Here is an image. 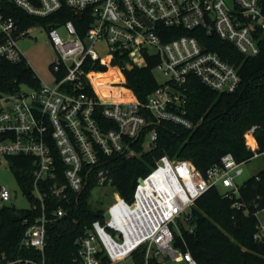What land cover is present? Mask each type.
I'll return each mask as SVG.
<instances>
[{
	"label": "built area",
	"instance_id": "built-area-1",
	"mask_svg": "<svg viewBox=\"0 0 264 264\" xmlns=\"http://www.w3.org/2000/svg\"><path fill=\"white\" fill-rule=\"evenodd\" d=\"M6 1L31 17H56L53 24L39 25L47 30L56 57L50 67L52 83H44L35 73L39 87L23 85L0 93V166L9 163L10 157L33 158L32 200L25 194L31 204L27 210L40 208L41 212L22 247L43 256L36 262L9 259L0 252V264H47V200L54 199L58 205L54 214L64 216L65 206L73 195L82 193L85 174L93 168H98L96 190L107 193L104 221H95L79 239L78 264H104V259L110 264H198L176 244L178 220L212 189L240 196L244 184L237 179L245 167L257 159L264 162V150L254 138L256 127L250 131L255 146L250 144L253 156L248 160L238 161L229 153L203 174L187 160L164 156L138 183L131 202L114 190L110 170L99 167L104 158L124 153L128 140L139 138L149 123L147 114L158 123L193 129L188 115L191 77L221 94L240 88L239 68L207 50L190 32L201 30L205 36L231 43L246 58L257 57L264 33V0H0V71L6 63L31 66L19 42L32 28L23 29L21 19L8 15ZM65 10L86 16L81 27L85 34H80L73 20L61 17ZM180 31L189 34L179 35ZM124 57L129 64L114 65L125 61ZM140 59L144 66L139 65ZM149 59L157 60L154 71L162 72L165 82L142 104L127 88L126 72L129 65L146 67ZM110 69H117L120 77L98 86L106 95L115 89L131 99L99 95L91 75ZM157 141L158 132L153 129L147 148ZM12 198L10 190L1 186L0 200ZM235 207L242 206L236 203ZM259 213L254 239L264 241V219Z\"/></svg>",
	"mask_w": 264,
	"mask_h": 264
},
{
	"label": "trees",
	"instance_id": "trees-1",
	"mask_svg": "<svg viewBox=\"0 0 264 264\" xmlns=\"http://www.w3.org/2000/svg\"><path fill=\"white\" fill-rule=\"evenodd\" d=\"M6 4L8 15L21 19L23 29L56 22L54 16L42 20L25 14L9 1ZM60 15L64 20H73L80 34H85L86 29L81 27L86 16L74 15L67 10ZM181 34L189 33L180 31ZM190 36H197L207 50L238 67L241 86L233 94H221L206 87L196 77H191L188 83V115L194 123L193 129L169 122L158 123L147 114L149 123L139 138L128 140L124 153L104 158L99 168L110 170L114 190L129 202L134 199L139 179L155 170L164 156L171 160H187L194 169L205 174L219 164L226 154H233L238 161L251 158L253 150L249 140L254 127V138L259 149L264 150V33L260 35L261 53L253 58L244 57L231 43L217 36H205L201 30L190 32ZM124 59L115 61L114 65L129 64L127 57ZM156 65L157 60L149 59L146 67H136L132 72H126V86L142 104L148 102V97L159 86L154 71ZM93 82L98 88V84L106 81L101 75ZM23 85L39 87L40 82L32 67L25 62L19 65L4 64L0 71V93L20 90ZM112 91L107 97L99 95L108 99L128 98L120 92L118 96H112ZM153 129L158 132V141L155 146L147 148V137ZM9 165L23 193L32 200L33 158L10 157ZM60 168L63 171L61 164ZM97 172L98 168H93L85 174L84 190L73 195L71 203L65 206L64 216L54 214L58 206L54 199L50 197L47 200L50 206L44 253L47 264H78L79 239L95 221H104L106 202L96 203L93 200ZM236 203L242 207H235ZM263 210L264 169L244 183L239 197H232L217 189L199 197L190 209L187 224L178 220L180 233H176V244L183 252L189 251L198 264H264V241L254 239L258 224L256 213ZM40 212V208L36 211L15 207L0 209L3 221L0 227L1 253H5L9 259L42 260L40 252L22 247L26 232L36 224ZM103 263L110 264L107 259Z\"/></svg>",
	"mask_w": 264,
	"mask_h": 264
},
{
	"label": "rangeland",
	"instance_id": "rangeland-1",
	"mask_svg": "<svg viewBox=\"0 0 264 264\" xmlns=\"http://www.w3.org/2000/svg\"><path fill=\"white\" fill-rule=\"evenodd\" d=\"M60 32H64L63 28H60ZM19 46L22 52L24 53L26 59L30 63L32 69L40 78V80L44 83H52L54 81V74L51 71L50 67L56 57V54L51 43L49 42L47 30L41 26L32 28L29 35L20 40ZM139 65L144 66L145 62L140 59ZM102 76L105 81L120 77L117 69L114 72L111 71L109 73L103 74ZM155 77L158 83L162 84L165 82V78L162 72H160L159 70L155 71ZM94 78H97V75H93L92 80ZM96 89L97 92L102 94L103 96H108V94L106 95L104 93L101 87H96ZM113 90L114 91L111 92L112 96H118L120 91L115 89ZM249 142L252 146H255V142L252 137H250ZM263 169L264 162L261 161V159L253 161L250 165H247L245 167V173L243 176L237 179V183L243 185L250 178L258 175L259 172H261ZM1 186L7 187L10 190V193L12 194L13 198L9 202H3L0 200V209L4 207H15L17 209L27 210L30 208L31 204L26 195L23 193L19 182L15 176V173L10 168L9 163H5L0 166V187ZM106 194L107 193L105 191L97 189L94 192L93 200L96 203H100L102 201L106 202ZM189 212L190 210H188V213L180 218L185 224H187V221L189 219ZM259 218L264 219V210L260 211Z\"/></svg>",
	"mask_w": 264,
	"mask_h": 264
},
{
	"label": "water",
	"instance_id": "water-1",
	"mask_svg": "<svg viewBox=\"0 0 264 264\" xmlns=\"http://www.w3.org/2000/svg\"><path fill=\"white\" fill-rule=\"evenodd\" d=\"M134 69H135V68H134V66H132V65H129V66L127 67V71H129V72H132ZM103 70H105V68H103ZM161 164H162V163H160V165H161ZM142 181H143V178L139 179V183H142ZM106 218L109 219V214H106ZM2 224H3V221H2V218H1V216H0V227L2 226Z\"/></svg>",
	"mask_w": 264,
	"mask_h": 264
},
{
	"label": "bare ground",
	"instance_id": "bare-ground-1",
	"mask_svg": "<svg viewBox=\"0 0 264 264\" xmlns=\"http://www.w3.org/2000/svg\"><path fill=\"white\" fill-rule=\"evenodd\" d=\"M112 70H114V69H110V71L109 72H111ZM108 72V73H109ZM92 75H95V74H92ZM92 75H91V78H92ZM101 75H103V74H101ZM101 75H97V76H101ZM120 75V74H119ZM104 80V79H103ZM96 86V85H95ZM121 95H123V94H121ZM123 96H125V95H123ZM127 97H128V95H127ZM103 99H108V98H103ZM127 99H131V98H127Z\"/></svg>",
	"mask_w": 264,
	"mask_h": 264
},
{
	"label": "crops",
	"instance_id": "crops-1",
	"mask_svg": "<svg viewBox=\"0 0 264 264\" xmlns=\"http://www.w3.org/2000/svg\"><path fill=\"white\" fill-rule=\"evenodd\" d=\"M121 94V93H120ZM123 96V95H122ZM128 98H131V96H128Z\"/></svg>",
	"mask_w": 264,
	"mask_h": 264
}]
</instances>
